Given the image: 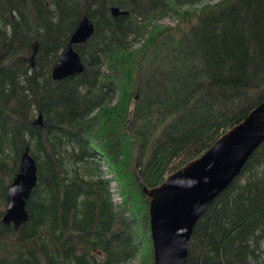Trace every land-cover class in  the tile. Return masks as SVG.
Segmentation results:
<instances>
[{
    "label": "trees",
    "instance_id": "16d2710c",
    "mask_svg": "<svg viewBox=\"0 0 264 264\" xmlns=\"http://www.w3.org/2000/svg\"><path fill=\"white\" fill-rule=\"evenodd\" d=\"M95 2L72 0L57 39L80 14L93 21L74 46L82 72L53 80L57 54L45 65L36 38L0 64V264H153L138 178L157 185L264 100V0H220L216 24L193 23L199 66L156 74L139 69L161 32L128 47ZM26 147L36 182L14 231L1 217ZM187 263L264 264V139L194 223Z\"/></svg>",
    "mask_w": 264,
    "mask_h": 264
},
{
    "label": "water",
    "instance_id": "95a60500",
    "mask_svg": "<svg viewBox=\"0 0 264 264\" xmlns=\"http://www.w3.org/2000/svg\"><path fill=\"white\" fill-rule=\"evenodd\" d=\"M112 16L125 13L112 6ZM93 21L77 17L67 42L54 59L50 76L62 80L83 71L84 64L75 50L92 34ZM36 123L41 125L40 113ZM264 139V100L221 134L196 158L167 174L157 185L147 187L138 178L141 193L147 198L148 236L153 264H188L187 245L194 223L206 206L225 189L241 166ZM36 182L34 159L24 148L16 172L5 194L1 222L17 231L26 219L25 199Z\"/></svg>",
    "mask_w": 264,
    "mask_h": 264
},
{
    "label": "rangeland",
    "instance_id": "374dc122",
    "mask_svg": "<svg viewBox=\"0 0 264 264\" xmlns=\"http://www.w3.org/2000/svg\"><path fill=\"white\" fill-rule=\"evenodd\" d=\"M95 1L94 14L110 17L117 35L128 47L138 46L153 29L161 32L139 69L141 74H156L199 66L197 27L193 23L204 16L212 17L216 24L214 7L220 0H134V4L131 0ZM71 4L72 0H0V64L25 49L30 38H36L47 48L43 63L48 65L60 50L57 39L66 34ZM112 6L125 13L112 16ZM30 9H34L32 18ZM113 186L110 183L112 197L118 201ZM137 259L128 264H138Z\"/></svg>",
    "mask_w": 264,
    "mask_h": 264
}]
</instances>
